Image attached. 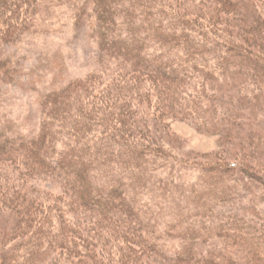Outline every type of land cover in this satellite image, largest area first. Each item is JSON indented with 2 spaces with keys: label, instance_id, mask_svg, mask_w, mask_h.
<instances>
[{
  "label": "trees",
  "instance_id": "16d2710c",
  "mask_svg": "<svg viewBox=\"0 0 264 264\" xmlns=\"http://www.w3.org/2000/svg\"><path fill=\"white\" fill-rule=\"evenodd\" d=\"M54 1L0 0V77L22 81L1 45L39 28ZM91 2L104 68L46 94L38 135H0V160H21L70 188L69 201L38 187L0 192L16 222L0 232L17 240L15 256L25 264H156L152 253L169 264H264L263 213L253 202L242 208L234 169L205 166L203 185L178 174L182 159L158 143L157 116L144 112L156 101L145 85L154 78L163 79L166 126L195 106L206 113L207 78L226 74L235 92L246 77H264V0H86L78 13ZM215 61L221 72L210 70ZM217 238L225 247L206 254Z\"/></svg>",
  "mask_w": 264,
  "mask_h": 264
},
{
  "label": "rangeland",
  "instance_id": "374dc122",
  "mask_svg": "<svg viewBox=\"0 0 264 264\" xmlns=\"http://www.w3.org/2000/svg\"><path fill=\"white\" fill-rule=\"evenodd\" d=\"M85 3L86 0L80 3L76 0H56L50 12L41 14L39 28L26 30L19 39L13 37L2 43L4 54L12 58L10 66L22 68L23 72L19 74L22 81H18V78L12 80L5 71L1 72V136L38 135L43 127L46 94L66 86L76 78L104 68L102 57L107 50L101 47L100 40L94 36L97 25L96 17L92 16L94 3H88L89 13H78ZM11 9L10 5L7 11ZM5 11V8L4 12L0 9V19ZM260 33H263L262 30ZM210 70L221 72V66L216 61L212 62ZM162 80L154 78L152 82L145 83L153 88L150 98L156 101L152 103V110L144 111V108L142 111H152L153 116H157L156 121H151L152 125L158 122V129L154 128L159 136L158 143L182 159L183 163L175 167L177 173L203 185L205 166L209 171L220 167L234 169L229 178L231 185L236 184L240 195L244 196L242 208L251 202L256 204L263 213L262 218H258L259 225L264 227V77H246L239 82V91L235 92L231 90L226 74L220 78H207L212 99L208 101L206 113L195 106L188 115L167 116L166 126H160L162 120L158 118L161 112L167 111L166 104L158 105L159 98L163 96L157 82L161 83ZM222 99L223 102L220 101ZM136 104L141 106L139 101ZM30 171L33 175H25ZM163 173L165 176L168 174L166 170ZM242 184H249L251 189L245 190ZM37 187L48 196L54 193L56 197L62 195L63 199L70 200L68 183L60 176L35 171L31 164L27 165L21 160H0V192L3 190L14 195L26 188L33 190ZM64 193L67 196H63ZM11 208V205L1 201L0 231L2 226L7 225L9 228L16 223L11 216ZM16 241L0 232V264H25L24 256H15L16 251L13 249ZM226 242L225 239L217 238L203 247L209 254L211 249L225 247ZM26 256L36 259L28 253ZM152 256L156 264H169L154 253Z\"/></svg>",
  "mask_w": 264,
  "mask_h": 264
}]
</instances>
